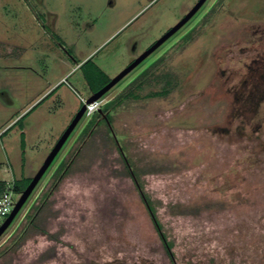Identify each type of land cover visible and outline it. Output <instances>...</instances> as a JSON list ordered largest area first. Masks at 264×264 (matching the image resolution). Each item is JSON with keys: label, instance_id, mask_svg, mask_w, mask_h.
Segmentation results:
<instances>
[{"label": "rangeland", "instance_id": "obj_1", "mask_svg": "<svg viewBox=\"0 0 264 264\" xmlns=\"http://www.w3.org/2000/svg\"><path fill=\"white\" fill-rule=\"evenodd\" d=\"M218 1L207 0L94 107L107 108L156 62L157 73L168 72L167 97L149 96L165 81L149 82L135 90L139 99L108 111L118 145L158 206L179 264H264V0ZM196 2L0 0V181L40 169L92 95L86 61L114 78ZM95 111L0 237V252L48 198L47 228L62 244L42 264H172L133 180L112 175L120 163L102 165L92 148L83 150V168L53 188L55 172L85 144ZM163 162L172 169L146 173ZM203 201L226 207L196 219L176 212L177 203ZM54 244L35 234L15 261L31 264Z\"/></svg>", "mask_w": 264, "mask_h": 264}, {"label": "trees", "instance_id": "obj_2", "mask_svg": "<svg viewBox=\"0 0 264 264\" xmlns=\"http://www.w3.org/2000/svg\"><path fill=\"white\" fill-rule=\"evenodd\" d=\"M223 0H219L222 3ZM215 5V7L217 6ZM214 7V8H215ZM193 36H189L190 40ZM81 69L84 73V78L86 79L89 87L93 92H97L102 87H104L111 78L107 76L103 70L94 62L92 59L86 61ZM157 62L151 65L149 68L145 69L141 74H139L133 81L132 87L117 96L115 99L117 105H110L113 102H109L107 108H103L104 114L96 112L94 115V120L88 126L87 140L85 144L81 147L79 154L75 155L72 159H66L62 166L58 168L53 177V188L58 189L61 182L65 179L67 175L74 172V170H80L83 168L79 165L80 153L89 148H92V155L94 159L100 158L102 165H114V163H120V167L111 168L112 175H121L131 178L138 189L143 203L148 208L149 214L159 232L160 238L162 240L163 247L167 256L172 264H179L178 253L175 250V240L170 238L168 235L165 225L161 220L158 206H156L151 194L146 191L144 183L138 175L134 163L128 156L127 149L125 146L120 147L118 141L114 136V130L109 125L111 121L110 113L108 111L117 109L125 102L130 100L139 99L138 94L135 90L142 88L145 84L149 82H159L161 80L165 81V85L162 90L154 91L149 94L151 97H167L171 91V75L168 72L157 73ZM170 87V88H168ZM116 135V134H115ZM101 146L100 150L99 147ZM117 149L118 155H115L114 150ZM88 165V164H87ZM172 167L168 163L159 164L150 167L146 173L150 172H167L171 170ZM32 178L22 177L20 179L14 180V192L19 195L28 186ZM6 182L0 181V195L6 189ZM50 205L49 199H45L44 203L41 204L36 212L27 219V223L20 227L19 233L16 234L9 243L1 248L0 252V264H20L15 261V253L26 243V241L35 234H42L48 237V239L55 242L54 245L43 251L35 262L31 264H42L58 256L56 251L57 244H62L61 239L58 234L52 233L47 228V213L48 207ZM226 203L223 201H203V202H191V203H177L176 212L179 216H190L194 219L204 217L205 215L211 216L212 214L225 209Z\"/></svg>", "mask_w": 264, "mask_h": 264}, {"label": "water", "instance_id": "obj_3", "mask_svg": "<svg viewBox=\"0 0 264 264\" xmlns=\"http://www.w3.org/2000/svg\"><path fill=\"white\" fill-rule=\"evenodd\" d=\"M207 0H198V2L187 12V14L176 23L171 29H169L161 38H159L150 48L144 51L139 57H137L130 65H128L124 70H122L117 76L112 78L104 87H102L97 92H94L82 105L81 109L77 112L72 122L69 124L65 132L62 134L56 145L53 147L51 152L46 157L44 163L36 174L31 179L28 186L20 194L19 199L16 201L11 213L0 225V237L5 233V231L14 222L19 212L22 210L25 203L30 198L31 194L49 169V167L54 162L60 150L66 144L67 140L85 116L87 111V105L90 103H95L105 96L116 84H118L125 76L137 68L147 57H149L153 52H155L163 43H165L169 38H171L176 32H178L187 22H189L194 15L202 8ZM115 138L116 135L113 133Z\"/></svg>", "mask_w": 264, "mask_h": 264}, {"label": "built area", "instance_id": "obj_4", "mask_svg": "<svg viewBox=\"0 0 264 264\" xmlns=\"http://www.w3.org/2000/svg\"><path fill=\"white\" fill-rule=\"evenodd\" d=\"M94 104V103H93ZM91 104L87 105V111L86 113L91 114L95 111V107L91 108ZM14 192V182L12 184H8L6 186L5 191L0 195V222H4V220L9 216L11 213L15 203L16 199Z\"/></svg>", "mask_w": 264, "mask_h": 264}, {"label": "flooded vegetation", "instance_id": "obj_5", "mask_svg": "<svg viewBox=\"0 0 264 264\" xmlns=\"http://www.w3.org/2000/svg\"><path fill=\"white\" fill-rule=\"evenodd\" d=\"M197 2H198V0H197ZM197 2H196V3H197ZM189 10H190V9H189ZM189 10H188V11H189ZM188 11H187V12H188ZM187 12H186V14H187ZM186 14H185V15H186ZM185 15H184V16H185ZM184 16H183V17H184ZM154 43H155V42H154ZM154 43H153V44H154ZM153 44H152V45H153ZM152 45H151V46H152ZM151 46H150V47H151ZM150 47H148V48H150ZM148 48H147V49H148ZM147 49H146V50H147ZM146 50H145V51H146ZM142 53H143V52H142ZM142 53L137 54V55L135 56L134 60H135L137 57H139ZM134 60H133V61H134ZM133 61H132V62H133ZM132 62H131V63H132ZM131 63H130V64H131ZM142 63H143V62H142ZM142 63H141V64H142ZM130 64H129V65H130ZM141 64H140V65H141ZM140 65H139V66H140ZM93 93H94V92H93ZM93 93H92V94H93ZM83 103H84V102H83ZM83 103H82V105H83ZM82 105L78 108V111L81 109ZM96 112L104 114V111H103V108H102V107H99V108L95 111V113H96ZM95 113H94V114H95Z\"/></svg>", "mask_w": 264, "mask_h": 264}, {"label": "bare ground", "instance_id": "obj_6", "mask_svg": "<svg viewBox=\"0 0 264 264\" xmlns=\"http://www.w3.org/2000/svg\"><path fill=\"white\" fill-rule=\"evenodd\" d=\"M90 104H91L90 107L93 108L94 107V104H92V103H90Z\"/></svg>", "mask_w": 264, "mask_h": 264}]
</instances>
